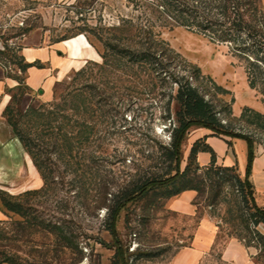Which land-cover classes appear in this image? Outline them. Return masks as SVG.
<instances>
[{
  "label": "rangeland",
  "instance_id": "1",
  "mask_svg": "<svg viewBox=\"0 0 264 264\" xmlns=\"http://www.w3.org/2000/svg\"><path fill=\"white\" fill-rule=\"evenodd\" d=\"M149 1L0 0V80L6 82L10 97L6 113L31 140L32 154L25 150L35 164L33 173L19 174L23 185L0 183V207L6 214L0 220L21 219L7 211L2 201L30 190L24 206L38 225L27 241L0 240V250L15 259L27 264H121L119 245L110 232V209L122 191L148 177L175 174L166 150L179 109L170 98L173 83L169 77L162 81L157 72L145 70L143 63L119 55L113 66L103 65L104 53L110 58L105 44L113 33L121 32L112 30L113 25L124 26L129 19L138 25L147 20L157 24ZM154 29L201 68V74L190 68L188 78L213 104L221 121L251 135L255 147L264 149V65L255 54L233 55L228 44L182 26ZM78 33L98 50L100 58L95 62L99 65L89 63L83 72H71L53 85L50 95L31 89L26 71L20 68L25 62L23 46L38 45L45 36L56 41ZM228 55L234 57V65L246 69L249 84L250 71L261 109L234 113V93L225 84L230 75ZM179 61L176 58L171 68L180 69ZM212 67L216 77L208 72ZM243 96L253 102L246 92ZM42 104L46 106L44 125L30 111ZM189 149L190 139L182 147L183 175L128 201L119 212L116 230L128 264H171L178 250L191 246L206 213L217 219L219 232L214 248L200 264H231L221 257L228 237L241 240L255 253V262L264 264V242L248 225L252 209L244 200L237 168L227 169L217 162L201 166L189 161ZM21 166L26 170L23 162ZM189 187L197 188L198 208L193 216L168 206L170 197Z\"/></svg>",
  "mask_w": 264,
  "mask_h": 264
},
{
  "label": "trees",
  "instance_id": "2",
  "mask_svg": "<svg viewBox=\"0 0 264 264\" xmlns=\"http://www.w3.org/2000/svg\"><path fill=\"white\" fill-rule=\"evenodd\" d=\"M149 8L156 13L157 24L147 20L142 25H138L133 20H125L124 26L113 25L112 30L121 31L113 33L110 37V43L106 47L110 50V58L104 53L103 65L113 66V61L117 56L128 59L130 62L139 61L143 63L145 70L157 72L162 81L169 77L173 88L170 98L176 100L179 109L176 112V125L172 131V140L167 150V156L173 164L175 174L168 177L153 176L136 184L130 190H124L119 195L113 207L110 209V232L115 237L119 249L118 255L121 264H128L126 251L122 241L118 238L116 230V221L121 209L128 201L134 200L145 195L151 188L167 186L174 183L185 170L181 169V153L183 143L191 127L201 126L210 129L214 135L223 138H242L248 143V164L245 179L239 176L244 192V200L250 205L252 212L249 213L248 225L252 227V232L258 239L264 242V234L258 230V225L264 222V207L257 204L254 187L249 180L255 158L254 139L251 135L235 131L229 125L223 123L217 115L213 104L205 98L189 80L190 68H195L201 74V68L177 52L168 41L161 37V33L155 31V26L170 27L182 26L194 32L208 37L212 41L228 44L233 55L253 56L256 60L264 65V6L261 0H150ZM126 33L122 37V33ZM80 34V33H78ZM76 34V35H78ZM74 35V36H76ZM122 40H125L122 43ZM122 43V44H121ZM252 53V54H250ZM181 62L180 69L171 68L175 59ZM98 62L89 61L87 64ZM79 69L83 72L87 66ZM41 66L39 62H24L20 65L23 71L31 66ZM184 65V66H183ZM183 66V67H182ZM250 86L255 88V83L251 78L249 70ZM193 75H191L192 77ZM194 77V76H193ZM164 83V82H163ZM218 88H222L215 83ZM74 108V107H73ZM10 105L6 106L3 115L7 118L15 135L22 142L24 148L32 154V142L25 132H23L14 120L6 113ZM32 114L38 118L39 124L44 125L41 121L45 117L44 111L46 106L40 105L38 108L30 107ZM252 110L251 107L245 106L243 111ZM199 143H203L200 146ZM231 144V141H228ZM200 150L210 151L212 153V164L216 162V155L209 145L198 140L191 148L189 161L197 162V153ZM36 166L41 171V166L36 162ZM231 169L233 167H227ZM42 175L46 179L43 171ZM194 189L195 187L185 188ZM181 190L180 192H182ZM177 192L176 194L180 193ZM31 194L28 190L19 195H8L9 201H2L3 207L7 211L18 214L21 219L0 220V240H26L32 234L36 222L31 221L30 213L26 210V197ZM40 226H43L40 224ZM240 238V237H239ZM241 239V238H240ZM8 262L10 264H27L15 259L10 253L0 250V264Z\"/></svg>",
  "mask_w": 264,
  "mask_h": 264
},
{
  "label": "crops",
  "instance_id": "3",
  "mask_svg": "<svg viewBox=\"0 0 264 264\" xmlns=\"http://www.w3.org/2000/svg\"><path fill=\"white\" fill-rule=\"evenodd\" d=\"M22 55L25 62L41 64V66L34 65L26 70V84L31 89L40 90L46 95L51 94L52 87L57 81L63 80L71 72L81 69L89 61H97L100 58L98 50L84 34L56 41H48V36H45L44 41L38 45L26 44L23 46ZM225 58L228 63L227 70L230 72V75L225 79V84L234 93V113L241 114L245 106L261 109L262 102L257 96V91L249 84L246 69L234 65L233 56L228 55ZM213 69L214 67L208 72L215 76ZM218 81L222 83L221 80L218 79ZM5 89L6 82L0 80V183L17 187L16 185H23L19 183V174L29 172V170L33 173L35 164L3 116V111L10 98ZM244 92L248 94V97L250 96L253 102L244 99ZM189 139L188 157L194 143L201 140L214 151L217 163L227 167H236L239 176L245 179L248 164V143L245 139L219 137L214 135L210 129L201 126L190 128L183 145ZM228 141H231V144ZM21 162L26 165V170L22 169ZM197 162L201 166L210 164L212 153L200 150L197 153ZM249 180L254 187L257 204L264 207V149L261 147H255V158ZM196 197V190H183L169 198L168 206L173 211L193 216L198 208L195 202ZM5 215L0 207V219ZM257 228L264 234V222L260 223ZM218 232L217 219L209 213L202 215L192 235L191 246L178 250L173 256L171 264H200L202 259L214 248ZM254 254L236 237H228L221 250L222 259L231 264H257L253 258Z\"/></svg>",
  "mask_w": 264,
  "mask_h": 264
}]
</instances>
